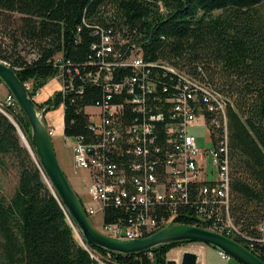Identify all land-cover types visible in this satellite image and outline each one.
<instances>
[{"label": "trees", "instance_id": "1", "mask_svg": "<svg viewBox=\"0 0 264 264\" xmlns=\"http://www.w3.org/2000/svg\"><path fill=\"white\" fill-rule=\"evenodd\" d=\"M14 14L19 19L8 34L14 43L13 52L0 60L16 70L22 83H33L32 96L58 76L56 57L70 61L84 73L95 70L97 67L90 63L97 61L102 32L108 31L129 42L123 46L124 51L137 43L145 61L185 71L221 95L229 138L230 215L249 240L230 238L264 261V0H0V17L9 21ZM6 26L8 32L9 22ZM22 43V51L31 48L35 59L28 61L17 51ZM102 98L101 88L87 84L81 94L63 97L57 92L37 107L43 110L53 105L57 109L65 102L64 137L84 136L93 142L85 108ZM12 112L33 152L23 144L11 118L0 111V174L6 175L11 168L19 174L13 195L7 197L0 192V261L96 264L76 241L70 216L47 183L27 117L19 107ZM205 114L208 120L214 115L220 117V125H213V132L220 136L215 142H221L225 124L222 115L206 108ZM156 125L157 138L148 149L150 158L163 164V152H154V148L166 144L164 123ZM189 194L192 202L196 201L195 187ZM178 208V224H196V205ZM159 210L165 216L168 213L167 208ZM106 214V223L128 218L113 206ZM188 243L162 245L150 251L152 256H121L120 261L175 264L169 253Z\"/></svg>", "mask_w": 264, "mask_h": 264}, {"label": "built area", "instance_id": "2", "mask_svg": "<svg viewBox=\"0 0 264 264\" xmlns=\"http://www.w3.org/2000/svg\"><path fill=\"white\" fill-rule=\"evenodd\" d=\"M158 4L163 6L161 1ZM128 43L113 36L112 31L102 32L97 61L90 63L97 68L85 73L62 57L54 60L63 97L83 93L87 84L103 92L101 101L85 108L94 141L89 142L84 136L69 138L74 141L69 147L75 173L86 188L87 198H80L88 218L102 215L100 232L105 235L137 239L153 235L169 224H178V207L192 203L196 205L193 226L245 238L230 215L229 138L226 104L221 95L185 71L166 63L145 61L137 43L124 51L123 46ZM26 87L32 91L33 83ZM40 97L41 89L33 98L40 102ZM16 107L11 93L0 100V111L10 118H14L12 110ZM62 108L64 113L65 102ZM205 108L212 114L220 112L224 119L221 142H215L220 136L213 132V125H220V117L214 115L208 120ZM126 118L128 121L124 122ZM198 119L210 134L209 149L202 150L197 137L189 133ZM156 123H164L166 144L154 148V152H163V164L150 158L148 149V144L157 138ZM48 131L53 138L56 129L51 126ZM191 187L197 190L194 202L189 194ZM110 206L122 209L128 218L106 223ZM161 207L168 209L166 216L159 210ZM84 249L96 264H123L120 257L126 256L107 250L99 252L87 245ZM185 252L181 251L175 264H182ZM147 254L152 256L151 252ZM218 255L231 260L222 251ZM197 264L203 263L198 259Z\"/></svg>", "mask_w": 264, "mask_h": 264}, {"label": "water", "instance_id": "3", "mask_svg": "<svg viewBox=\"0 0 264 264\" xmlns=\"http://www.w3.org/2000/svg\"><path fill=\"white\" fill-rule=\"evenodd\" d=\"M0 80L15 97L19 108L27 117L31 127L32 143L48 178L47 183L53 194L59 197L67 210L70 216V225L79 231L84 245L99 247L126 256H134L148 253L153 248L172 243H201L222 251L240 264H264L263 260L236 240L191 225L169 224L153 235L130 240L114 238L100 232L91 223L78 193L64 172L53 139L49 135L48 128L45 126L35 102L30 97L24 83L19 79L16 70L4 61H0ZM17 129L21 136L20 129L18 127ZM28 148L33 152L29 143ZM198 259L196 253L185 252L182 256V264H197Z\"/></svg>", "mask_w": 264, "mask_h": 264}, {"label": "rangeland", "instance_id": "4", "mask_svg": "<svg viewBox=\"0 0 264 264\" xmlns=\"http://www.w3.org/2000/svg\"><path fill=\"white\" fill-rule=\"evenodd\" d=\"M12 17H13L14 21H13V19L9 20V21L7 19L3 20L2 16L0 17V58L4 55L10 56L13 52L14 43H13V40H11L8 37V34L11 31H14L15 24H16L15 22L19 19V15L14 14ZM8 22H9L11 27L8 29V32H6V28H7L6 23H8ZM23 47L24 46L22 43V44H20V46L17 49V51L22 56H24L28 61H31V60L36 58V54L33 53L31 48H28L26 51H22ZM56 78L51 80L47 84L49 89H54V90L58 89L57 91L53 92L52 96H54L55 93L59 92L61 87H62L61 83ZM28 83H31V82H28ZM27 84H25V85H27ZM28 92L30 94L31 91H28ZM8 93H9V90L7 89L5 84L2 82V85L0 86V100H4V98L7 96ZM30 96L33 99V96L31 94H30ZM40 101H42V97L40 98ZM36 104H37V106H38V104L42 105L38 101ZM52 106H48V107L44 108L43 110L39 109L44 114L43 115L44 124L47 128H50L51 126H53L56 129L57 134H55L56 136H54L53 139H54V143H55L56 147L60 151H63L65 153L66 166L64 167V169H65L67 175H69V177H70L69 181H70V183L72 182V185L74 186V188L78 192V195L80 197L82 196L86 199L87 198L86 193H85L86 189L84 188V186L82 184H80L81 183L80 178L79 177L77 178L74 175H73L74 177L70 176V165H72L73 154H72V150L69 146H71L74 143V141L69 139V138L68 139L64 138L63 130L61 131L62 125L64 126V121H63L64 116H63L62 104L57 109L52 108ZM45 112H46V114H45ZM51 112H54L53 116L51 117L52 120H50V118H48V120H47V116H49V113H51ZM11 120L20 129L21 140H22L23 144L26 147H28L29 142L27 140V135L25 133V130H22V128L19 126V124L16 122V120L14 118H11ZM189 133L193 134L197 137L198 143H199L200 148L202 150H204L206 148L209 149L211 147L210 134H209V132H208V130H207V128H206V126L202 120L198 119L195 123V126L192 128H189ZM208 169L211 170L210 167H208ZM83 176H85V174H83ZM18 177H19V174H18L17 170H15L14 168H11V170L6 175L0 174V192L5 194L7 197H10L11 195H13L16 184L18 182ZM90 220L96 229H98L99 231L103 230V223L104 222H103L102 215H99V216L94 217V218H90ZM74 237H75L76 241L84 248V244L82 245V243H83L82 238L79 235L78 230L76 228L74 229ZM204 246H207V245H203L201 243H199V244L188 243L187 245H184L183 247L173 249L169 253L168 257L171 261H175L176 259L181 258V251L186 250V252L196 253L198 255L200 261L201 260L204 261V259H206L208 264H230L229 261L232 262L231 264H240L234 259H231L229 261L223 260L221 257L215 256L213 253H207L205 255H201ZM207 247L210 248V246H207ZM213 250H215L217 252V249H213ZM0 264H5V262L0 261Z\"/></svg>", "mask_w": 264, "mask_h": 264}, {"label": "crops", "instance_id": "5", "mask_svg": "<svg viewBox=\"0 0 264 264\" xmlns=\"http://www.w3.org/2000/svg\"><path fill=\"white\" fill-rule=\"evenodd\" d=\"M29 84V83H28ZM58 90V89H57ZM56 89L54 90V89H49L48 88V85H46L44 88H42L41 89V97H42V101H40V102H44V101H47L48 99H50L51 98V96H52V94H53V92L54 91H57ZM40 97V98H41ZM53 113L54 112H51V113H49V116H47V120H48V118H50V120H52V116H53ZM63 115H64V113H63ZM64 120V119H63ZM63 130V133H64V126L62 125V128H61V131ZM57 134V133H56ZM56 136V135H55ZM54 138V137H53ZM52 138V139H53ZM53 142H54V139H53ZM54 145H55V143H54ZM55 148H56V151H57V155H58V158H59V161H60V164H61V166H62V168H63V170H64V172L66 173V171H65V169H64V167L66 166V160H65V153L63 152V151H60L57 147H56V145H55ZM66 175H67V173H66ZM75 176V177H79L80 178V176L79 175H77L76 173H75V170H74V167H73V161H72V165H70V176ZM73 176V177H74ZM67 177H68V179L70 180V177H69V175H67ZM72 178V177H71ZM80 180H81V183L80 184H82L83 186H84V188H85V185L83 184V182H82V179L80 178ZM71 184H72V182H71ZM73 186V185H72ZM73 188H74V186H73ZM86 189V188H85ZM74 190L76 191V189L74 188ZM86 191V190H85ZM77 192V191H76ZM78 193V192H77ZM193 244H199V243H193ZM204 245V244H203ZM207 253H213L215 256H219L217 253H218V250H217V252L215 251V250H213V248H208L207 246H204V248H203V250H202V254L201 255H205V254H207ZM220 257V256H219ZM202 261V260H201ZM200 261V263H203V264H208L207 263V260L206 259H204V261H202L201 262ZM228 263V262H227ZM229 263L231 264L232 262L231 261H229Z\"/></svg>", "mask_w": 264, "mask_h": 264}, {"label": "bare ground", "instance_id": "6", "mask_svg": "<svg viewBox=\"0 0 264 264\" xmlns=\"http://www.w3.org/2000/svg\"><path fill=\"white\" fill-rule=\"evenodd\" d=\"M25 85V84H24ZM26 86V85H25ZM26 89H27V87H26ZM28 91V90H27ZM33 91V90H32ZM31 91V92H32ZM10 93V92H9ZM29 93V92H28ZM30 95V94H29ZM34 95H35V93L33 94V97H34ZM31 97V96H30ZM33 101L35 102V104L37 103V100H35L34 98H33ZM17 107H19L18 106V104H17ZM36 108H37V110H38V112L39 113H41V115H42V120H43V122H44V117H43V112L42 111H40L39 109H38V107H37V104H36ZM151 145V144H150ZM149 145V146H150ZM151 147V146H150ZM151 148H153V147H151ZM161 153V152H160ZM152 155V154H151ZM163 155V154H162ZM192 194V193H191ZM82 201V200H81ZM178 222V221H177ZM191 226H193V225H191ZM196 227H200V226H196ZM200 228H204V227H200ZM204 229H206V228H204ZM208 230V229H207ZM211 231V230H210ZM214 232V231H213ZM78 233H79V231H78ZM217 233V232H216ZM219 234H221V233H219ZM79 235H80V233H79ZM222 235H225V234H222ZM225 236H227V235H225ZM229 237H231V236H229ZM233 237H238V236H233ZM144 238V237H143ZM235 238H234V240H235ZM240 238H242V237H240ZM243 239V238H242ZM245 240V239H244ZM238 242V241H237ZM190 243V242H189ZM241 244V243H240ZM82 245H83V243H82ZM244 246V245H243ZM247 248V247H246Z\"/></svg>", "mask_w": 264, "mask_h": 264}]
</instances>
